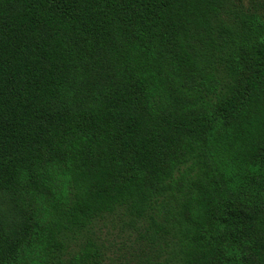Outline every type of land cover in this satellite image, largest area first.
Segmentation results:
<instances>
[{
  "label": "trees",
  "instance_id": "obj_1",
  "mask_svg": "<svg viewBox=\"0 0 264 264\" xmlns=\"http://www.w3.org/2000/svg\"><path fill=\"white\" fill-rule=\"evenodd\" d=\"M0 264H264V0H0Z\"/></svg>",
  "mask_w": 264,
  "mask_h": 264
}]
</instances>
